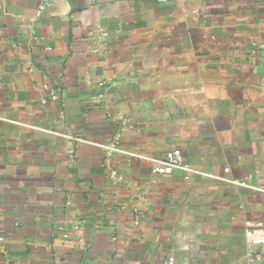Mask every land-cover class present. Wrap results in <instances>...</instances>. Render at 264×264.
Here are the masks:
<instances>
[{
	"label": "crops",
	"instance_id": "obj_1",
	"mask_svg": "<svg viewBox=\"0 0 264 264\" xmlns=\"http://www.w3.org/2000/svg\"><path fill=\"white\" fill-rule=\"evenodd\" d=\"M37 3L0 0V264H264V0Z\"/></svg>",
	"mask_w": 264,
	"mask_h": 264
},
{
	"label": "built area",
	"instance_id": "obj_2",
	"mask_svg": "<svg viewBox=\"0 0 264 264\" xmlns=\"http://www.w3.org/2000/svg\"><path fill=\"white\" fill-rule=\"evenodd\" d=\"M57 0H38L35 17H38L45 9L51 7L56 3ZM106 34L103 33V36ZM93 51H97L93 49ZM46 88V87H45ZM50 96L56 99V94L50 91ZM173 169H182L184 171H189L188 166L183 162L182 152L178 148H174L167 151L160 158L154 160L153 173L155 174H168ZM110 177H114V172L110 173ZM244 235L247 241V247L249 253H252L255 258L259 257L258 250L262 245H264V226L261 222L257 223H246V228L244 230ZM67 234L64 233L63 237ZM0 240L2 237L0 236ZM168 264H173V257L168 258Z\"/></svg>",
	"mask_w": 264,
	"mask_h": 264
}]
</instances>
